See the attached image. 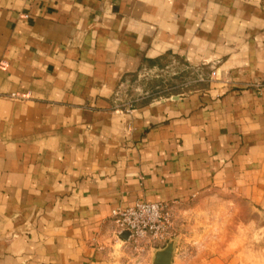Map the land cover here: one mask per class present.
<instances>
[{
  "label": "crops",
  "instance_id": "obj_1",
  "mask_svg": "<svg viewBox=\"0 0 264 264\" xmlns=\"http://www.w3.org/2000/svg\"><path fill=\"white\" fill-rule=\"evenodd\" d=\"M171 59L204 85L118 97ZM209 192L264 212V0H0V264H152L113 210Z\"/></svg>",
  "mask_w": 264,
  "mask_h": 264
},
{
  "label": "rangeland",
  "instance_id": "obj_2",
  "mask_svg": "<svg viewBox=\"0 0 264 264\" xmlns=\"http://www.w3.org/2000/svg\"><path fill=\"white\" fill-rule=\"evenodd\" d=\"M203 76L179 59H171L167 66L134 75L118 97L132 107L200 89ZM169 213L171 233L166 242L175 241L178 256L215 254L236 257L237 264H264V212L254 206L209 192L185 205L170 204ZM144 247L134 251V257H147L151 246Z\"/></svg>",
  "mask_w": 264,
  "mask_h": 264
},
{
  "label": "built area",
  "instance_id": "obj_3",
  "mask_svg": "<svg viewBox=\"0 0 264 264\" xmlns=\"http://www.w3.org/2000/svg\"><path fill=\"white\" fill-rule=\"evenodd\" d=\"M169 206L167 202H136L133 206L113 210L116 238L122 239V232L128 231L127 240L133 253L144 246L163 244L171 233Z\"/></svg>",
  "mask_w": 264,
  "mask_h": 264
},
{
  "label": "water",
  "instance_id": "obj_4",
  "mask_svg": "<svg viewBox=\"0 0 264 264\" xmlns=\"http://www.w3.org/2000/svg\"><path fill=\"white\" fill-rule=\"evenodd\" d=\"M129 232L123 231L121 236L125 239L129 238ZM175 241H167L163 246H154L155 250L152 255V264H172V259L175 251Z\"/></svg>",
  "mask_w": 264,
  "mask_h": 264
}]
</instances>
